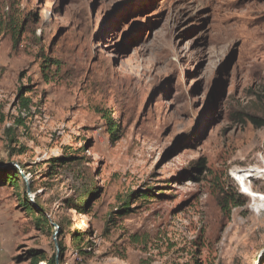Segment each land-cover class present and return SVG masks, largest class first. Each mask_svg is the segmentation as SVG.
<instances>
[{
	"label": "rangeland",
	"instance_id": "rangeland-1",
	"mask_svg": "<svg viewBox=\"0 0 264 264\" xmlns=\"http://www.w3.org/2000/svg\"><path fill=\"white\" fill-rule=\"evenodd\" d=\"M0 7L24 29L16 45L0 35V168L27 171L0 184V264H29L28 250L59 257V245L63 264H264V207L233 178L264 170V0ZM243 184L264 195L262 174ZM219 198L233 200L228 216Z\"/></svg>",
	"mask_w": 264,
	"mask_h": 264
},
{
	"label": "trees",
	"instance_id": "trees-1",
	"mask_svg": "<svg viewBox=\"0 0 264 264\" xmlns=\"http://www.w3.org/2000/svg\"><path fill=\"white\" fill-rule=\"evenodd\" d=\"M19 21L20 20H19L18 15L12 14V15H10V17H8V16H6V14L3 13L2 8L0 7V35L10 34L12 41H13V45H16L18 43L19 36H20V34H22V32L24 30L23 25L21 23H19ZM263 95H264V89H263ZM29 106H30V101L28 99H22L19 108H20V110H23L25 112H29ZM5 119H6V116L3 112V106L0 104V124L4 123ZM19 126H24V118H22L21 115H18V117L14 119V123L10 127H6L4 129V133H5V136L7 139V148L8 149L11 147V145L17 144L16 135H15L16 131L15 130ZM116 131H117L116 123L113 122L112 120H108V133L110 135V140L112 142H115L117 140ZM16 152L18 155L22 154L23 153L22 147L18 151H13V149H11L8 152V157L11 158L12 156H14L16 154ZM73 160H74L73 157L69 156L67 158H59L56 161L64 164L67 161L72 162ZM18 165H19V168L21 170H24L23 165H20L19 163H18ZM20 169L15 167L13 165V163H9V164L1 167L0 172L3 174V176L0 177V184L4 185L6 183H10V184L15 185L17 183V181L22 178V176L20 174ZM26 172L27 171H25V173ZM93 195H94V193H93L92 189H88V190L84 191V194L82 196H80L79 204L77 205V208H79V209L83 208L84 205H86L88 202V197H91ZM133 195H134V193H131L127 197H125V199L122 200L121 204L119 205V210L116 211L117 215H119L121 217V216L127 215L130 212L129 201H130V198L133 197ZM147 196L148 195L143 194V195H141V198H146ZM237 196H240V195H237ZM231 202H233L232 199H231V201H228L225 198H219L218 199V206H219L221 212L227 216L230 213L229 204ZM38 205L39 204L37 201H35V200L33 201V199H30L28 197L27 190H26L24 193L25 209L29 213L34 212V213L38 214V216L40 217V222L46 223V217H45L44 209H42ZM80 212L83 213L84 211L80 210ZM73 237H74L73 238L74 241H78L81 238V236H79L77 238L75 235ZM59 251H60L59 257H56L55 254L48 257L44 252H42L40 250H28L26 252V257H27V260H29V264H63L62 255H63L64 249L60 245H59Z\"/></svg>",
	"mask_w": 264,
	"mask_h": 264
},
{
	"label": "bare ground",
	"instance_id": "bare-ground-1",
	"mask_svg": "<svg viewBox=\"0 0 264 264\" xmlns=\"http://www.w3.org/2000/svg\"><path fill=\"white\" fill-rule=\"evenodd\" d=\"M254 174L255 175L256 174H262L264 176V170H262V169L252 170L250 172H246L245 174H237V171H236V173L234 174V177L233 178L237 182V184L240 186L242 194L247 195V196H251V198L260 201V203L264 207V195L259 194V193H255L252 189H250V187H246V185L243 184L244 181H245V177L248 178L250 176H253ZM240 183H241V185H240Z\"/></svg>",
	"mask_w": 264,
	"mask_h": 264
},
{
	"label": "water",
	"instance_id": "water-1",
	"mask_svg": "<svg viewBox=\"0 0 264 264\" xmlns=\"http://www.w3.org/2000/svg\"><path fill=\"white\" fill-rule=\"evenodd\" d=\"M14 165V164H13ZM15 167H17L16 165H14ZM18 168V167H17ZM27 194H28V197L30 198V196H29V190L27 189ZM55 234H56V232H55ZM262 252H264V250L262 251ZM56 257H57V253H56Z\"/></svg>",
	"mask_w": 264,
	"mask_h": 264
}]
</instances>
